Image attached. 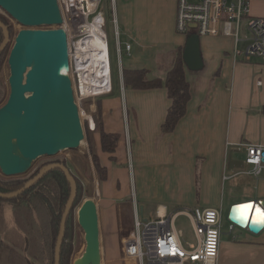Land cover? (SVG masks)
<instances>
[{"label": "crops", "instance_id": "obj_1", "mask_svg": "<svg viewBox=\"0 0 264 264\" xmlns=\"http://www.w3.org/2000/svg\"><path fill=\"white\" fill-rule=\"evenodd\" d=\"M253 1L262 10L258 17H264V0H251L250 6ZM115 10L121 89L114 86L112 95L90 100L87 112L95 124L91 132L98 154L108 170V179L98 183L95 195L100 235L113 252L108 264H138L125 255L123 246L135 230V205L143 221L155 218L159 207L170 215L218 208L222 227L217 264H264V230L253 235L229 227L230 235L223 228L224 214L228 216L236 204L254 203V208L264 209V170L259 175L251 173L242 146L264 145V93L259 94L264 80L256 79L253 87L244 84L247 75H252L255 58L248 61L236 56L235 51L242 49L232 38L199 37L202 66L198 70L184 67L191 91L186 114L173 132L163 133L172 103L167 89L126 87L124 71L165 80L176 50L185 48L189 36L176 28L178 0H115ZM254 63L255 70L264 67L261 60ZM97 117L106 132L120 135L113 154L101 149ZM179 216L175 219L179 241L184 249L192 250L198 244L192 221L195 241L185 244L183 231L176 227ZM46 229L47 241L40 249L43 264H49L50 257L49 221Z\"/></svg>", "mask_w": 264, "mask_h": 264}, {"label": "water", "instance_id": "obj_2", "mask_svg": "<svg viewBox=\"0 0 264 264\" xmlns=\"http://www.w3.org/2000/svg\"><path fill=\"white\" fill-rule=\"evenodd\" d=\"M0 8L25 27L60 26L63 23L57 0H0ZM0 28L4 33L1 55L11 37L9 27L2 21ZM183 59L189 69L201 68L197 34L187 38ZM8 65L10 94L0 107V171L6 177H15L27 174L41 157H54L66 150L78 149L86 135L67 73L70 63L64 29L17 34ZM54 169H60L71 186L54 251V264H60L67 218L78 191L76 179L67 164L52 162L45 165L22 188L12 193H0V198L9 200L19 196ZM246 205L232 206L228 220L234 227L258 235L264 230V221H254V212L244 219L246 213H241V207ZM78 224L85 234V250L73 264H102L99 213L94 200L84 201L78 211Z\"/></svg>", "mask_w": 264, "mask_h": 264}, {"label": "built area", "instance_id": "obj_3", "mask_svg": "<svg viewBox=\"0 0 264 264\" xmlns=\"http://www.w3.org/2000/svg\"><path fill=\"white\" fill-rule=\"evenodd\" d=\"M57 1L63 23L53 27L62 28L67 34L70 63L67 73L72 81L82 119L85 111L81 105L86 100L106 96L113 90L106 19L101 8L103 0ZM250 2L251 0H178L177 31L186 36L194 33L199 37H228L238 44L243 40L240 28L244 23L250 34L247 38L249 44L243 50H236L235 55L243 56L248 61L259 59L264 64V17L250 16ZM111 3H115V0H111ZM113 22L116 24V19ZM96 30L100 31L99 36ZM116 37L120 62L121 47L117 32ZM98 38L108 47V63L104 58L94 55L99 53L96 41ZM126 48L129 50L130 46L127 45ZM78 51L83 62L79 60L80 57H75ZM90 58L98 63L96 68L89 65ZM97 68L100 69V75ZM86 76H92L94 81L86 82ZM102 82H108L107 87L102 86ZM85 122V128L95 130L90 115H85ZM243 146L247 150L246 162L251 166V173L259 175L264 170V145ZM134 212L135 230L124 240V253L128 258L137 260L138 264H217L222 227L221 211L218 208H196L170 215L159 207L156 217L146 221L140 218L136 205ZM181 214L190 218L198 238V244L192 250L184 249L177 235L175 219ZM230 227L234 228L233 225Z\"/></svg>", "mask_w": 264, "mask_h": 264}, {"label": "rangeland", "instance_id": "obj_4", "mask_svg": "<svg viewBox=\"0 0 264 264\" xmlns=\"http://www.w3.org/2000/svg\"><path fill=\"white\" fill-rule=\"evenodd\" d=\"M255 3H257V1L256 2L253 1L251 6L249 7L251 12L250 13L251 17L261 16L258 14L262 13L261 8L259 6H255ZM101 8L105 14V19H106L105 31L108 36L110 65H111L112 79H113V90L110 93L112 95L114 93V86L118 90L121 89V84H122L119 64H118L119 61L117 60L118 53L116 46V37H115V32L113 31L115 26L113 19H115L116 16L115 3H111V0H103ZM0 14L3 15L5 18H7L8 21L13 26V37L9 42L10 46L7 52V57L1 68V75L3 77V82L1 83V85L3 89H6L8 91V95L6 98L7 101L10 94V86L8 83V79L10 76L8 57L12 49V46L14 44L15 37L19 33H27L32 30H36L39 32H49L55 30V28L53 26H39V27H31V28L25 27L19 24L16 20H14L1 8H0ZM56 29H60V28H56ZM240 36L241 39L243 40L238 43V47L243 50L249 44L247 38L250 36L249 31L245 27L244 23H242L240 28ZM252 62H253L252 75L250 74L247 75L244 84L250 83L251 86L253 87L255 86L256 79L263 78L264 80V67H262V69L255 70L254 62H259V59L257 60L253 59ZM263 93H264V87L259 89V94H263ZM91 104L92 102L90 100H86L81 105V108L85 111V115L87 114V112L89 113ZM85 115L82 118V123L84 125L86 136H85V140L82 142L81 146L78 149L66 150L54 157H41L34 163L32 169L27 174L17 176L21 179L29 178L35 173V171L39 167H43L49 163L57 162L58 160H60L66 162L67 167L71 170V172H73L72 174H74L79 179L80 183L84 186L83 192L82 193L80 192L79 195L80 196L79 203L74 211L75 224H76L74 227V232L76 233V237H75V245H74L75 252L71 264H73L75 259L79 258L85 250V239H84L85 234L78 224V211L82 206V204L84 203V201H86L87 199H92L94 201L97 199L95 195L97 194V189H98L97 185L100 182L99 174L92 161V153L90 150L91 144L87 140L88 133H87V129L85 128V124L87 123L85 122ZM92 142L94 146L93 150L98 154L99 151L97 150L94 135H92ZM129 170L130 172L132 171V166L130 165V163H129ZM0 175H3L1 171H0ZM35 204L36 205L34 206V208H32V210H25L21 212L22 211L21 207L18 206L14 208L13 205L9 204L8 202L4 200L3 201L0 200V239L4 243L1 252L2 255L0 258V264H43V254L40 252V249L41 248L43 249L42 245L45 244V242L47 241V238L45 239V235L43 233L47 230L46 225L48 224V216H47V211L41 205H38L36 201ZM226 215L227 213L224 214L223 228L225 231L227 230V233L231 235L232 232H230V230L233 231L234 228L232 229L230 227V222L228 220L229 214L228 216ZM99 226H100V221H99ZM37 227L39 230H37L36 232L35 230L37 229ZM176 227H178L183 231L184 233L183 241L185 244L187 241L190 242L195 241L191 221L190 219L187 218L186 215H180L177 218ZM235 229L238 233L246 232L245 230L240 229L238 227H235ZM100 233H101V227H100ZM225 237L226 236L223 235V238ZM100 242H101L102 264H108L107 259H110V255L112 256L113 252L108 251V245L102 240L101 235H100ZM49 248L50 247H48V249ZM47 261L49 264H52V259H49ZM132 264H134V262H132Z\"/></svg>", "mask_w": 264, "mask_h": 264}, {"label": "trees", "instance_id": "obj_5", "mask_svg": "<svg viewBox=\"0 0 264 264\" xmlns=\"http://www.w3.org/2000/svg\"><path fill=\"white\" fill-rule=\"evenodd\" d=\"M0 21L6 24L9 27L10 37H13V26L5 18L3 15L0 14ZM194 33L190 34L188 37L193 35ZM4 40V33L3 30L0 28V45ZM10 43L6 47V49L0 55V107L6 102V98L8 95V91L3 89L1 83L3 82V77L1 75V68L3 63L6 60L7 52L9 49ZM184 48H178L176 50L174 61L171 67L168 69L166 73L165 80H161L159 78L148 79L142 75L139 71H124V81L126 87H132L134 89H153V88H161L165 87L167 89L168 97L171 99L172 103L168 109L166 118L164 123L162 124V132L163 133H171L174 131L176 125L183 118L187 111L188 102L191 99V91H190V84L186 79L185 74V63L183 59ZM130 73L132 75L130 76ZM130 78L132 81H130ZM8 87V86H7ZM91 100V99H89ZM98 107V113H101V108ZM97 122V129L100 133V145L101 149L105 153L113 154L117 149L118 142L120 140V135L117 134H110L106 132L103 128V123L100 117L96 118ZM87 129L88 133V142L91 144L90 150L92 153V161L93 164L99 174V181L104 182L108 179V170L107 168L101 163V159L99 155L93 150V142H92V135L90 129ZM111 160L113 157L110 158ZM57 162L65 163L63 161L58 160ZM44 167V166H43ZM43 167H39L35 173L26 179H21L17 176L15 177H6L0 175V193H12L20 188H22L25 183L33 178L39 170ZM73 173V172H72ZM74 175V174H73ZM78 191L77 196L74 200L72 209L70 214L67 218L66 223V234L65 238L61 247V261L60 264H71L73 260V255L75 252V237L76 233L74 232L75 227V217L74 211L76 206L79 203V195L80 192H83V185L80 183L79 179L74 175ZM71 194V186L69 181L67 180L65 174L60 169L51 170L47 173L43 178H41L36 184H34L30 189L25 191L24 193L20 194L19 196L4 200L9 204L13 205V207H21L22 211L25 210H32L34 208L35 201L38 205H41L46 211L48 216V221L50 224V230L52 233V239L49 248V255L52 259V264H54V251L55 245L57 241V236L59 233L60 222L62 219V215L65 210V206ZM27 208V209H25ZM3 241L0 239V257L1 252L3 249Z\"/></svg>", "mask_w": 264, "mask_h": 264}, {"label": "bare ground", "instance_id": "obj_6", "mask_svg": "<svg viewBox=\"0 0 264 264\" xmlns=\"http://www.w3.org/2000/svg\"><path fill=\"white\" fill-rule=\"evenodd\" d=\"M96 33H97V36H99L100 31L96 30ZM96 41L98 43V49L97 50H98L99 53L94 54V55L104 58L105 62L108 63V61H109V59H108V47L99 38ZM90 49H91V46H90ZM68 52H69V46H68ZM75 57L76 58L80 57L79 60L81 62L84 61L83 58H82V55L80 54L79 51L77 52V56L75 55ZM89 65H91L93 68H96L98 66V63H94V59L90 58L89 59ZM97 71H99V75H100V69L97 68ZM108 73H109V69L106 66V74H108ZM85 81L90 83V82H93L94 79L92 78V76H89V77L86 76L85 77ZM101 84H102V86H106L108 84V82H105V83L102 82ZM254 205L255 204L252 203V204H248V205H246L244 207H241V213L242 214L246 213V214H243L245 216L244 219H246V217H247L246 215H251V213L253 214V212H254V216H253L254 221H257V222L264 221V211L261 208H259V206H256L254 208Z\"/></svg>", "mask_w": 264, "mask_h": 264}, {"label": "flooded vegetation", "instance_id": "obj_7", "mask_svg": "<svg viewBox=\"0 0 264 264\" xmlns=\"http://www.w3.org/2000/svg\"><path fill=\"white\" fill-rule=\"evenodd\" d=\"M66 163V162H65Z\"/></svg>", "mask_w": 264, "mask_h": 264}, {"label": "snow or ice", "instance_id": "obj_8", "mask_svg": "<svg viewBox=\"0 0 264 264\" xmlns=\"http://www.w3.org/2000/svg\"><path fill=\"white\" fill-rule=\"evenodd\" d=\"M259 219V218H258Z\"/></svg>", "mask_w": 264, "mask_h": 264}]
</instances>
